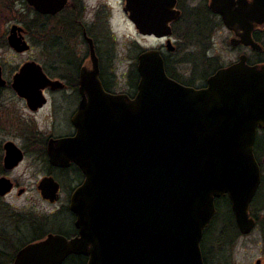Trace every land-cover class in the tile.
I'll return each mask as SVG.
<instances>
[{"label": "water", "instance_id": "water-1", "mask_svg": "<svg viewBox=\"0 0 264 264\" xmlns=\"http://www.w3.org/2000/svg\"><path fill=\"white\" fill-rule=\"evenodd\" d=\"M25 1L47 16L68 4ZM175 7L176 0H126L124 12L140 34L162 38L180 17ZM209 9L235 35L233 47L263 51L253 33L264 28V0H210ZM22 32L14 26L7 39L18 54L30 49ZM167 47L174 49L170 41ZM92 60L93 70L81 77L90 103L73 120L77 134L52 141L49 151L52 163L60 158L57 151H66L86 176L71 203L80 236L67 241L49 235L21 249L15 264H62L72 254L88 256V264H204L203 233L216 214L215 200L225 196L240 231L251 233L249 211L262 180L255 145L264 131V62L249 64L243 54L196 89L167 75L158 50L144 51L131 99L105 93ZM12 86L37 109L45 101L42 90L56 83L28 62ZM5 149L8 167L22 161L14 143ZM12 189L8 179H0V197ZM39 189L44 199L56 201L59 188L52 179Z\"/></svg>", "mask_w": 264, "mask_h": 264}, {"label": "flooded vegetation", "instance_id": "flooded-vegetation-1", "mask_svg": "<svg viewBox=\"0 0 264 264\" xmlns=\"http://www.w3.org/2000/svg\"><path fill=\"white\" fill-rule=\"evenodd\" d=\"M114 1L122 4L124 12L126 0ZM201 1L202 3H206L209 9L210 0H176L175 8L180 12V17L178 20L170 24L172 34L169 37L158 38L154 35L149 36L140 34L145 37L155 38L160 42L165 40V45L162 44L158 51L164 59L165 69L168 76L169 73L166 68V64L168 63L163 51L166 50L172 55L180 50L178 48V42H182L181 40L178 41V32L175 33L174 29L183 18L186 10L185 5L190 4L194 6L198 5ZM90 10H92V13H89ZM124 14L126 13L124 12ZM40 16L41 18L53 17L56 19L55 31L58 43L57 54L60 56H57V59L59 58V63L57 64L59 68L57 69L61 70V74L52 77L45 64L37 63L41 66L47 77L52 82L56 83V86H47L42 90L45 101L44 104L37 109H32L28 100L19 97L15 93L12 86L13 78L11 81L4 79L6 85L0 86V134L9 133L13 136V138L7 142H0V179L6 178L13 184L12 191L6 196L0 197V199L8 197L14 191H18L19 196L27 193L25 188L19 187L17 181L12 176L14 172L23 168L22 180L36 182L37 194L41 197V200L51 208L41 212L37 217L34 213H25L23 215L18 214L19 222L17 223H21L23 226L31 224V226L37 225L38 227L35 228L37 230H34L32 240L28 241V243L21 248H18L16 251L11 247L16 235V219L14 216L16 212H14L12 208H8L11 209V212L7 209L6 216L2 217L6 222L2 224L0 223V264H15L16 256L21 249L30 244L42 241L49 235L61 236L67 241H72L80 236L79 230L76 227L77 216L71 211V203L76 191L85 183L86 176L80 167L74 161L69 159L66 151H57L60 158L57 159L56 163L51 162L49 151L50 143L52 141L74 138L77 134V128L75 127L73 120L83 109V103H86L87 108L90 103L89 92L82 89L81 77L86 71L90 72L93 70L92 57L95 56L97 59L99 71L98 78L105 93L110 95H127L129 98L134 99L137 94V86L139 83V79H137L136 84H133L132 86L130 85V90L128 91L126 85L122 84L117 78L115 70L120 62L118 61L116 63V53H112L108 48L105 36L106 32L109 35L112 32V16L108 5L99 4L98 6H88L87 4H84L83 0H68V4L57 15L47 16L40 14ZM14 26L23 29L22 34L25 41L29 44L27 40L29 36L31 37L29 26L18 22V24L11 25L10 31ZM258 31H261V29H257L254 33L256 34ZM255 34H253V37ZM5 35L6 31L2 36L4 37ZM9 35H7L6 38L7 44ZM175 37H177V40H175ZM69 40H74L77 45L79 44L82 46L80 53L75 52V50L69 52L68 49L63 47L64 43ZM168 41L172 43L173 50H170L167 47ZM29 46L30 49L22 54H26L31 50L32 47L30 44ZM244 48L250 49L247 47ZM48 51L49 50L47 49V52ZM47 52L44 54L45 56L46 54H49ZM187 55L186 57L192 56L191 54ZM189 63L193 64L192 61ZM169 77L184 86H188L187 82L183 81L176 74ZM207 80L205 86L201 88L207 86ZM7 91H11L15 94V98L22 103L23 109L26 113L25 115L20 113V116L19 113L9 108L6 101L7 99L3 97V93ZM39 118H41L40 121ZM10 142L18 147L23 156L22 161L14 167H8L5 164V146ZM260 166L262 169V180L249 211L250 218L255 221L254 229L249 234H243L236 223L230 199L227 196L216 199V214L212 217L209 226L204 230L201 241V251L204 264L238 263L232 260L231 257L225 258L223 253L228 250H225L224 252L223 247H227V249L231 247L232 249L236 241H234L235 238L238 240L243 237H249L259 227H262L264 232V224L261 223V218L258 216L264 214V208L258 209L255 207L256 202L258 204L259 201H262L261 199L258 200V198L260 197L264 182V159L260 163ZM47 179H52L58 184L59 189L57 199L54 202L44 199L42 197V190L39 189L40 183ZM221 202L225 204L224 207H220ZM220 218L223 220L221 225L217 222ZM229 254L231 253L229 252ZM211 259H215V261L212 262ZM89 260L90 258L88 256L72 254L69 255L62 264H68L73 261L77 264H88ZM254 264H264V261L262 258H259Z\"/></svg>", "mask_w": 264, "mask_h": 264}, {"label": "rangeland", "instance_id": "rangeland-1", "mask_svg": "<svg viewBox=\"0 0 264 264\" xmlns=\"http://www.w3.org/2000/svg\"><path fill=\"white\" fill-rule=\"evenodd\" d=\"M12 1L13 10L11 9V11L13 12V16L24 14L29 21H33L28 23L31 37L29 36L27 39L32 48L26 54H17L9 47L6 38L7 35H9L11 25L18 24V22L21 21L17 18L6 21L7 15L4 13L3 9H0V21H6L5 24L1 23L2 27H0V32L2 34L6 31V35L4 36L5 42L3 40L0 41V66L3 70L4 79L11 81L19 69L29 61L45 64L52 77L61 74V70L57 69L59 68L57 65L59 63V58L57 59V56H60L57 54L56 19L53 17L37 18L35 16V10L30 7L25 0ZM83 2L88 6L105 4L110 8L112 32L110 35L107 34V32L105 33L106 42L111 52L116 53V63L118 61L120 62L115 70L117 78L122 84L126 85L129 91L130 85L136 84L134 74L137 72L138 57L146 50H159L162 44L165 45V40L160 42L155 38L140 35L128 16L124 14L123 6L119 2H115L114 0H83ZM207 8V4L202 3V1L194 6L190 4L185 5L186 10L183 18L174 29L175 33L178 32L177 37L179 36V38L175 37V40L178 39V41L181 40L182 42H178V48L180 50L172 55L166 50L163 51L172 72L178 75L183 81L193 82L196 88L205 86L209 76L222 67H227L236 63L241 55L246 54L249 57V63H256V58L258 57L251 49H246L241 46L233 47L230 42L235 38V35L225 28L224 25H216V23L219 22L218 17L207 14ZM89 13H92V10H90ZM199 22L204 23V26H199ZM24 24L26 23H23V25ZM258 35L260 38L259 43L264 47V30ZM189 42L194 45L190 47L187 46ZM63 47L68 49L69 52L75 50V52L80 53L82 50V46L79 44L77 45L74 40L66 41ZM47 49L50 52H47ZM46 52L49 54L45 56L44 54ZM187 54L192 55L191 57H187V59H192L194 61L193 64L185 62L187 61ZM14 95L15 94L11 91L3 93V97L7 99L6 101L9 108L19 114L25 115L26 113L22 103L19 102ZM40 119L41 118H39V121ZM263 135V131H259L256 142V148L260 150L259 156L261 162L264 159ZM12 138L13 136L9 133L0 134V142H7ZM23 170V168H20L18 171L14 172L12 176L17 181L19 187L25 188L27 193L19 196L18 191H14L8 197L0 199L1 224L6 222L2 217L6 216L8 208H12L14 212L22 215L25 213H34L36 217L41 212L51 208L49 205L45 204L37 194L36 182L22 180ZM259 199L262 201H259L258 204L256 202L255 207L258 209L264 208V182L258 200ZM224 206L225 204L221 202L220 207ZM8 210L11 212V209ZM258 216L261 218V223L264 224V214ZM217 222L221 225L223 223L222 218ZM20 227L11 246L15 251L16 247L17 249L21 248L28 243V241L32 240L34 230H37L35 228L38 226H31V224L23 226V224L20 223ZM263 233V228L259 227L249 237H243L238 240L235 238L234 241H236L232 249L231 247L229 249L223 247L224 252L228 250L223 253V255H225V258L231 257L232 260L238 262L236 264H254L259 258H262L264 261ZM229 252L231 254H229ZM211 261L214 262L215 259H211ZM68 264L77 263L73 261Z\"/></svg>", "mask_w": 264, "mask_h": 264}, {"label": "trees", "instance_id": "trees-1", "mask_svg": "<svg viewBox=\"0 0 264 264\" xmlns=\"http://www.w3.org/2000/svg\"><path fill=\"white\" fill-rule=\"evenodd\" d=\"M0 9H3V11H4V13L7 15V17H6V21H10L12 18H17V19H19L22 23H26L27 25H28V23H31V22H33V21H29L28 20V18L26 17V15H24V14H19V15H15V16H13V12L11 11V9L13 10V1L12 0H0ZM1 12V11H0ZM207 14H209V15H215V14H213L208 8H207ZM35 16L37 17V18H41V16H40V14H38V13H35ZM216 17H218L217 15H215ZM201 17V16H200ZM218 19H219V22L218 23H216V25H223L222 24V21H221V19L218 17ZM1 20V19H0ZM6 21H0V27H2L1 26V23H3V24H5L6 23ZM209 23V22H208ZM2 24V25H3ZM199 26H204V23H200L199 22V24H198ZM207 25V24H206ZM1 29V28H0ZM263 30H261V31H258V33H254L255 35H254V40H256L257 42H260V38H259V35L258 34H260L261 32H262ZM1 33V32H0ZM1 35H2V33H1ZM0 35V41H4V37L3 36H1ZM5 42V41H4ZM191 45H194V44H191L190 42L188 43V45L187 46H191ZM257 54V58H256V63H251V64H257V63H263L264 62V47H263V52H261V53H256ZM188 56V55H187ZM186 60L187 61H185V62H190V61H192V62H194L192 59L191 60H189V59H187V57H186ZM167 65V72L169 73V76H172V75H174V73L172 72V70H171V68H170V66H169V64H166ZM134 78H135V82H136V80L137 79H139V76H138V73L137 72H135V74H134ZM187 85L188 86H191V87H194V83L193 82H187ZM263 133H264V131H263ZM264 136V135H263ZM258 141H259V138H258ZM257 145V144H256ZM256 145H255V148H256ZM263 152H264V150H263ZM259 154H260V150L259 149H255V156H256V159L258 160V162H259V164L261 163V161H260V156H259ZM262 191V190H261ZM224 202V201H223ZM15 219H16V222H15V232H16V234H17V231L20 229V227H19V223H17V222H19V219H18V214H16L15 213ZM19 224V225H18ZM16 250H17V247H16Z\"/></svg>", "mask_w": 264, "mask_h": 264}]
</instances>
